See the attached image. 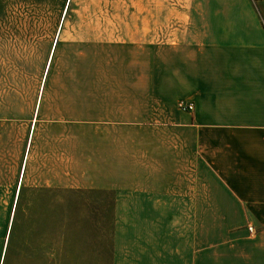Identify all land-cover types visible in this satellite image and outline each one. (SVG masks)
<instances>
[{"label": "crops", "instance_id": "obj_1", "mask_svg": "<svg viewBox=\"0 0 264 264\" xmlns=\"http://www.w3.org/2000/svg\"><path fill=\"white\" fill-rule=\"evenodd\" d=\"M154 16L160 22L127 26L123 60L140 63L139 82L130 75L91 96L77 84L70 100L54 87L38 99L15 193L113 192V264H264L261 20L247 7L234 26L183 25L187 45L170 68L162 46L168 18ZM179 101L194 109L180 110ZM70 105L99 111L67 116ZM50 108L55 115H46ZM204 210L242 213L244 221L212 219L228 234L205 237Z\"/></svg>", "mask_w": 264, "mask_h": 264}, {"label": "rangeland", "instance_id": "obj_2", "mask_svg": "<svg viewBox=\"0 0 264 264\" xmlns=\"http://www.w3.org/2000/svg\"><path fill=\"white\" fill-rule=\"evenodd\" d=\"M259 4V0H0V264H113V192L27 188L15 193L29 117L38 99L42 102L63 88L57 91L67 93L70 100L76 92L70 87L77 84L91 96L92 90L105 85L121 86L130 75L133 84L139 82L140 63L123 60L128 53V23L160 22L154 14L167 15L162 46L166 67L171 68L187 45L186 34L178 31L183 25L220 28L227 20L234 26L248 7L264 27V5ZM44 82L52 88H43ZM87 107L66 106V115L88 108L99 111ZM45 112L55 115L53 108ZM203 212L205 237L228 234L227 228L210 225L212 219L230 225L244 221L242 213ZM142 225L146 231L147 224ZM249 232L255 234L254 229Z\"/></svg>", "mask_w": 264, "mask_h": 264}, {"label": "built area", "instance_id": "obj_3", "mask_svg": "<svg viewBox=\"0 0 264 264\" xmlns=\"http://www.w3.org/2000/svg\"><path fill=\"white\" fill-rule=\"evenodd\" d=\"M177 107L182 111H191L194 109L193 104L191 102H185V101H179ZM248 230L252 231L253 228L249 226Z\"/></svg>", "mask_w": 264, "mask_h": 264}]
</instances>
